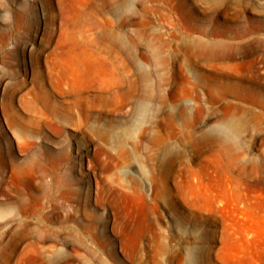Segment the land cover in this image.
I'll use <instances>...</instances> for the list:
<instances>
[{
    "label": "rangeland",
    "instance_id": "1",
    "mask_svg": "<svg viewBox=\"0 0 264 264\" xmlns=\"http://www.w3.org/2000/svg\"><path fill=\"white\" fill-rule=\"evenodd\" d=\"M24 11L0 264H264V0H0V26Z\"/></svg>",
    "mask_w": 264,
    "mask_h": 264
},
{
    "label": "bare ground",
    "instance_id": "2",
    "mask_svg": "<svg viewBox=\"0 0 264 264\" xmlns=\"http://www.w3.org/2000/svg\"><path fill=\"white\" fill-rule=\"evenodd\" d=\"M26 9V8H25ZM47 9V8H46ZM16 15V14H15ZM27 16H28V12L27 11H24L23 12V14L22 15H20L19 14V16L17 15L16 17H15V21L13 22V25H11L9 28H6V29H4V28H2L1 26H0V59H1V61H4V62H7V63H9V64H13V62L12 61H10L9 60V58L10 57H15V55H14V52H15V50L16 49H18V46H19V48H20V45L21 44H19V45H17V46H15L16 47V49H14L13 51L12 50H6V51H3V49L1 48L2 47V44L5 42V40H7L9 37H10V35L11 34H13L12 32H14V30H16L18 27H20V26H22L23 24H24V22H25V19L27 18ZM47 16H48V12H47ZM46 16V17H47ZM49 16H52V15H50L49 14ZM49 16H48V20L49 19H52V17L51 18H49ZM33 18V17H32ZM47 20V19H46ZM49 22H51V21H49ZM46 22H44V24H45ZM52 23V22H51ZM49 25V24H48ZM48 25H46L45 27H47ZM54 25V24H53ZM27 28V30H28V26H26ZM44 27V28H45ZM23 28V27H22ZM21 28V30H23ZM33 28V27H32ZM47 30L46 31H48L49 29L48 28H46ZM52 29V28H51ZM49 30L48 32H50V34H51V32L54 30ZM26 30V31H27ZM24 31V30H23ZM23 31H21L22 32V34H23ZM198 31H200V32H203V33H206V31H208V30H205V29H198ZM20 32V33H21ZM25 32V31H24ZM211 33H212V31H210ZM52 33H54V31L52 32ZM25 34V33H24ZM42 34H44V33H42ZM94 38H97V33H95L94 32ZM27 35V34H26ZM46 35H47V33H46ZM108 36H109V38L110 39H112V34L111 33H109L108 32ZM21 37V36H20ZM20 37H18V39L20 38ZM23 38V37H22ZM17 40V39H16ZM23 40V39H22ZM18 41H20L21 42V40H18ZM33 41V40H32ZM32 41H30L29 43L31 44V42ZM17 42V41H16ZM202 43H203V41H202ZM204 43H205V41H204ZM33 44V43H32ZM208 44V43H207ZM212 45H219V43H211ZM232 46L231 44H226L225 46ZM34 50L35 49H32L31 48V50H30V52H31V54H33L34 53ZM32 57H33V55H31ZM34 59V58H33ZM32 59V60H33ZM6 63V64H7ZM34 64V63H33ZM37 67V66H36ZM35 67V68H36ZM10 71V70H9ZM6 73V72H5ZM5 75V74H4ZM10 75V74H9ZM13 77V76H12ZM15 77V76H14ZM13 77V78H14ZM261 88H262V90H260L261 91V94L264 96V84H262L261 85ZM7 90L5 89V92H6ZM262 102H264V101H262ZM214 132H215V136H217L218 138H220L221 140H223V141H225V142H227V143H231V142H233L234 140H235V138H236V130H235V127H234V124L232 123V122H225V123H221V124H218L217 126H215V128H214Z\"/></svg>",
    "mask_w": 264,
    "mask_h": 264
}]
</instances>
